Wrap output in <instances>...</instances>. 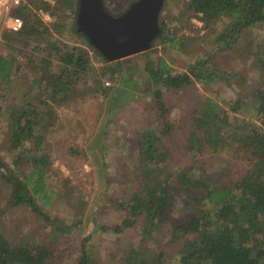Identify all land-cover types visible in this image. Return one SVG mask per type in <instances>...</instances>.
Returning a JSON list of instances; mask_svg holds the SVG:
<instances>
[{
    "label": "trees",
    "instance_id": "1",
    "mask_svg": "<svg viewBox=\"0 0 264 264\" xmlns=\"http://www.w3.org/2000/svg\"><path fill=\"white\" fill-rule=\"evenodd\" d=\"M77 7L78 0H29L15 10L24 18L21 29L15 32L4 29L1 33L6 53L0 52V90L9 86L12 76L21 74L25 67L35 65L40 72L30 84H25L23 94L6 110L8 146L20 152L14 161L15 169L0 158V181L9 191L5 208L23 205L48 223L51 230L59 219L51 218L41 205L49 206L54 195L46 182L50 164L47 135L55 121L54 106L72 99L82 76L95 74V67L85 49L70 47L52 37L39 12L50 11L51 16L63 13L76 20ZM187 9L207 27L225 20L221 29L212 27L213 42L219 50L231 49L243 30L264 24V0H187ZM161 12L162 8L158 16L160 34L148 50L136 54L147 57L144 80L150 87L148 93L158 127L146 126L139 132L135 169L128 174L124 186L127 196L116 200L125 217L111 229L118 233L140 220L141 239L154 238L163 226L172 200L181 192L193 207L203 209L170 230L171 240L179 241L175 264H264V43L253 53V69L260 76V85L248 98L237 101L233 116L225 114L218 101L203 96L184 135V147L194 162L174 167L173 156L163 145V137L173 132L164 91L182 89L194 81L207 85L217 77L228 81L225 75L232 74L211 64L212 69L209 57L195 59L186 71L180 72L163 56L151 58L152 47L160 43H167L171 49L185 47ZM53 29L58 35L74 33L70 22L67 26L57 21ZM77 35L85 38V44L102 60L103 75H120L126 88L139 79L136 66L125 62L132 56L108 61L81 32ZM53 63L55 70H51ZM126 88L111 96L106 122L129 98ZM224 149L228 154L220 155ZM23 157L29 169L19 175L17 165ZM207 164L211 165L209 173L202 171V165ZM233 173L238 175L234 181ZM79 223L76 220L72 225ZM88 239L89 236L80 241L75 264H94ZM55 243L53 239L35 244L14 241L0 230V264H49ZM143 251L130 248L120 264H167L162 252L151 256Z\"/></svg>",
    "mask_w": 264,
    "mask_h": 264
},
{
    "label": "rangeland",
    "instance_id": "2",
    "mask_svg": "<svg viewBox=\"0 0 264 264\" xmlns=\"http://www.w3.org/2000/svg\"><path fill=\"white\" fill-rule=\"evenodd\" d=\"M133 1L102 0L106 9L116 14L127 9ZM45 12H39V15L42 23L53 34L52 37H57L58 42H64L70 47L85 49L94 63L95 74H84L75 87L72 99L63 105L54 106L55 121L47 135L50 164L46 173L47 186L54 191V195L49 206L41 205V208L50 212L51 218L59 219L54 230L23 205L5 208L9 191L1 181L0 211H4L0 213V230L14 241L23 240L35 244L36 241L55 240L54 256L49 264H75L79 243L87 236L94 264H120L132 247L141 248L143 253L151 256L162 252L167 264H175L179 241L171 240L170 230L203 209L193 207L184 193L178 192L175 195L162 228L152 239H141L140 220L118 233L111 229L125 217V212L118 207L116 200L127 196L124 186L128 174L135 169L139 132L146 126L158 127L153 100L148 93L150 87H147L144 80L147 57L135 54L130 61H125L134 64L139 75V79L136 78L126 88L120 75H103L102 60L85 44V38L77 35L73 17L63 13L51 16ZM161 16L169 28L176 31L175 36L184 42L185 47L171 49L167 43H160L152 47L151 58L163 56L180 72L186 71L195 59L209 57L211 68L212 64L232 74L225 75L228 81L217 77L207 85L194 81L182 89L164 91L163 99L168 106L173 132L163 137V145L173 156V166L178 167L179 164L185 166L194 162L184 147V135L202 97L209 96L218 101L222 111L233 116L237 101L248 98L250 92L260 85V76L253 69V53L258 45L264 43V24L243 30L239 41L231 49L219 50L213 42L212 27L221 29L225 20L220 19L211 24L212 27L205 26L194 17L191 9H187V0H164ZM57 21L67 26L70 22L74 33L69 31L63 35L56 34L53 26ZM1 33L0 52L5 54ZM52 69H56V63H53ZM38 75L40 72L35 69V65L25 67L21 74L12 76L13 82L9 86L0 90V158L13 169L16 168L14 161L20 150L8 146L6 110L23 94L25 84H30ZM120 88L128 89L129 98L106 122L110 98L120 92ZM222 154L228 153L224 149ZM196 164L200 165V161L197 160ZM17 166L19 175L29 169L25 157L20 159ZM203 170L209 173L211 165H202ZM237 177L233 173L231 179L234 181ZM76 220H80V223L73 226ZM102 226L106 229L103 230Z\"/></svg>",
    "mask_w": 264,
    "mask_h": 264
},
{
    "label": "water",
    "instance_id": "3",
    "mask_svg": "<svg viewBox=\"0 0 264 264\" xmlns=\"http://www.w3.org/2000/svg\"><path fill=\"white\" fill-rule=\"evenodd\" d=\"M164 0H134L111 14L102 0H78L76 30L108 61L144 52L160 34L158 16Z\"/></svg>",
    "mask_w": 264,
    "mask_h": 264
},
{
    "label": "built area",
    "instance_id": "4",
    "mask_svg": "<svg viewBox=\"0 0 264 264\" xmlns=\"http://www.w3.org/2000/svg\"><path fill=\"white\" fill-rule=\"evenodd\" d=\"M29 0H0V33L4 29L18 31L21 29L24 18L15 10ZM49 15L48 12H45Z\"/></svg>",
    "mask_w": 264,
    "mask_h": 264
},
{
    "label": "flooded vegetation",
    "instance_id": "5",
    "mask_svg": "<svg viewBox=\"0 0 264 264\" xmlns=\"http://www.w3.org/2000/svg\"><path fill=\"white\" fill-rule=\"evenodd\" d=\"M77 31V30H76Z\"/></svg>",
    "mask_w": 264,
    "mask_h": 264
}]
</instances>
